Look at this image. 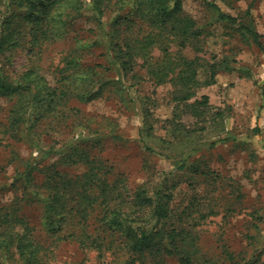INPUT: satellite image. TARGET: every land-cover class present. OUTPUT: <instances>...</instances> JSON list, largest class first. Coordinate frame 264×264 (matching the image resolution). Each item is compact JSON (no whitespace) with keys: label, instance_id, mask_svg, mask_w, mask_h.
<instances>
[{"label":"rangeland","instance_id":"374dc122","mask_svg":"<svg viewBox=\"0 0 264 264\" xmlns=\"http://www.w3.org/2000/svg\"><path fill=\"white\" fill-rule=\"evenodd\" d=\"M209 1L237 23L220 20L204 0H180L179 17L200 29L185 40L138 20L131 0H0V72L21 89L0 94V216L12 222L5 232L29 227L41 264L126 258L119 233L108 235L118 248L112 252L83 249L74 237L57 240L43 204L19 200L12 187L28 162L37 166L40 184L53 169L84 173L88 158L98 159L112 178L120 176L128 194L175 183L168 223L184 218L196 237L198 264H226V249L264 260V0ZM45 6L50 14L39 23ZM248 8L261 46L240 28L248 24ZM149 33L156 40L136 49L131 68L123 69L109 44ZM183 77L191 79L183 83ZM22 92L36 124L30 135L45 154L26 132L11 139L4 129ZM196 200L200 212L188 210ZM62 228L60 236L81 232L78 225ZM163 257L158 264H179L177 257ZM0 264H20L14 248L4 250Z\"/></svg>","mask_w":264,"mask_h":264},{"label":"trees","instance_id":"16d2710c","mask_svg":"<svg viewBox=\"0 0 264 264\" xmlns=\"http://www.w3.org/2000/svg\"><path fill=\"white\" fill-rule=\"evenodd\" d=\"M204 1L216 10L220 20L237 23L235 17L222 12L213 1ZM35 5V1H32L30 9ZM131 5L134 8V16H137L138 20L148 22L154 28L170 30L171 33L185 40L198 36L200 33V29L194 28L193 20L179 17L181 15L180 0H131ZM99 11L102 13L101 10ZM49 14V8L45 6L37 21L40 23ZM246 14L248 24H240V28L246 31L257 45L261 46L259 34L251 24L252 19L249 18V8ZM122 21L131 22L129 16H124ZM116 22L119 21L116 20ZM156 37L149 33L141 41L136 39L130 44L128 40L126 43L111 42L109 46L112 45L117 51L116 57L120 58L122 68L130 69L136 49L145 50L148 44L152 45ZM0 42H3L2 38ZM190 79L191 77H183L182 81L187 83ZM210 79L213 80V75ZM27 90L32 91L33 88L30 86ZM10 91L17 95L21 89L17 84L8 83L0 72V94ZM38 95V91L33 90L31 97L35 100L39 98ZM51 95H53L51 97L53 103L55 102V91H52ZM28 104L23 92L19 94L11 110V118L7 124H4V129L11 139L26 132L27 141L36 146L38 154H45V148L30 135L31 128L36 124L32 123V106L29 107ZM87 163L88 169L75 176H64L55 169L50 170L39 184L35 181L34 174L37 166L28 162L21 171L15 174L12 187L19 193V200L43 204L45 224L54 232H58L57 240L74 237L83 249L93 248L100 252H112L116 241L108 240V235L119 233L120 239L117 237V245L126 252V258L119 264H147L149 260L152 264H158L164 260L163 256L177 257L179 264H198L201 256L198 255L196 237L185 226L184 218L180 215L177 217L178 223H168L172 217L170 203L173 199L172 190L176 187L175 183L171 186H164L161 182L151 192L141 187L128 194L121 177L112 178L107 170H103L98 159L88 158ZM184 165L185 163H182L180 168ZM196 201L194 203L191 201L190 206L192 207H188V210L200 212L196 208L199 207ZM189 214L191 212L187 213ZM22 221L21 218L15 219L16 223H22ZM11 223L8 214L4 213L0 216V255L4 250L14 248L20 264H41L42 261L38 256L40 246L32 238L29 227L23 226L22 232L13 233L11 230L5 232L6 226ZM63 224L81 226V232L60 236ZM92 225L95 227L88 229V226ZM116 249L118 248L114 250ZM224 254L226 264H264V260L261 261L260 258L262 254H259V257L258 255L250 258L239 257L227 249Z\"/></svg>","mask_w":264,"mask_h":264}]
</instances>
